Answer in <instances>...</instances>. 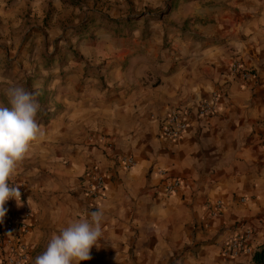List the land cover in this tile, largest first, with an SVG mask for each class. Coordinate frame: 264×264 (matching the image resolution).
Listing matches in <instances>:
<instances>
[{
  "label": "crops",
  "instance_id": "0c3cea01",
  "mask_svg": "<svg viewBox=\"0 0 264 264\" xmlns=\"http://www.w3.org/2000/svg\"><path fill=\"white\" fill-rule=\"evenodd\" d=\"M129 1L159 9L157 18L34 25L21 51L0 45V106H8L4 88L23 86L36 95L44 132L10 180L20 204L6 202L32 212L31 264L53 232L98 209L103 239L81 264H254L226 245L248 228L251 247L264 248V0ZM3 3L14 6L7 20L22 7L48 25L51 0ZM235 61L254 77L232 75ZM214 96L213 115L200 118ZM175 109L188 129L168 140L160 123ZM158 170L180 181L174 194ZM94 173L105 188L93 199L85 185ZM216 201L223 206L211 214L207 203Z\"/></svg>",
  "mask_w": 264,
  "mask_h": 264
},
{
  "label": "clouds",
  "instance_id": "9594fccd",
  "mask_svg": "<svg viewBox=\"0 0 264 264\" xmlns=\"http://www.w3.org/2000/svg\"><path fill=\"white\" fill-rule=\"evenodd\" d=\"M8 106H0V223L15 199L20 204L19 187L9 181L16 175L20 162L30 153L32 143L44 136L37 122L40 104L36 95L20 85L3 89ZM104 211L98 209L67 221L53 232L45 250L35 257L34 264H81L90 260L91 250L100 247L103 239Z\"/></svg>",
  "mask_w": 264,
  "mask_h": 264
},
{
  "label": "built area",
  "instance_id": "2783aa9c",
  "mask_svg": "<svg viewBox=\"0 0 264 264\" xmlns=\"http://www.w3.org/2000/svg\"><path fill=\"white\" fill-rule=\"evenodd\" d=\"M232 75L240 77L244 80L251 79L254 74L251 70L245 68L242 63L235 61L230 66ZM215 110V96L213 100L203 102L198 109V116L206 118L213 115ZM188 129V123L184 118L181 110L175 109L171 111L160 123V135L168 140L179 139ZM122 164L126 169H130L135 165V161L130 156L122 158ZM158 174L163 177L164 191L167 194H174L180 186V181L176 178H171L165 170H158ZM10 185L14 186L12 182ZM105 188L103 175L92 174L85 185V193L90 198L100 197ZM21 199V197H20ZM223 204L221 201H216L212 204L207 203V208L211 214H217ZM7 209L3 223H0V264H31L32 253L26 242L25 237L31 231V216L30 209H24L23 212H15L7 203ZM252 234V231L245 228L242 233L235 235L226 245L227 253L230 256H238L240 254L249 255L253 258L258 251L248 243L247 239ZM260 264H264V255Z\"/></svg>",
  "mask_w": 264,
  "mask_h": 264
},
{
  "label": "rangeland",
  "instance_id": "374dc122",
  "mask_svg": "<svg viewBox=\"0 0 264 264\" xmlns=\"http://www.w3.org/2000/svg\"><path fill=\"white\" fill-rule=\"evenodd\" d=\"M59 2L60 4L52 6L51 0V5L43 13L48 20V25H43L39 21L41 16L33 14V11L28 9L24 10L22 7L16 15L17 21L7 20L9 17L7 15L14 6L11 7L9 3L1 4L0 9L4 7V11L3 15L1 14L0 16V45L4 47H0V49L2 48L3 51L6 49L21 51L24 44L22 43L24 32L34 25L39 27V32L49 28L62 29V27L67 25L77 26L79 24L80 26L84 22H87L89 26H97L98 23H102L101 18L103 17L123 21L126 16H130V20L136 21L145 16L147 17V14H152L153 18H157L156 13L159 11V9L152 10L147 8L136 10L129 0H127L126 4L128 6L127 10L123 9L122 4L118 0H59ZM166 10L167 8L165 7L162 11ZM49 17L51 18L49 19ZM135 21L134 25L136 24ZM84 34L85 39L93 40L92 31L88 30ZM0 61L2 64L5 63L4 58H0Z\"/></svg>",
  "mask_w": 264,
  "mask_h": 264
},
{
  "label": "trees",
  "instance_id": "16d2710c",
  "mask_svg": "<svg viewBox=\"0 0 264 264\" xmlns=\"http://www.w3.org/2000/svg\"><path fill=\"white\" fill-rule=\"evenodd\" d=\"M84 27H86V25H84ZM86 28H88V26ZM263 255H264V248H261L254 254L252 258V262L254 264H260Z\"/></svg>",
  "mask_w": 264,
  "mask_h": 264
}]
</instances>
